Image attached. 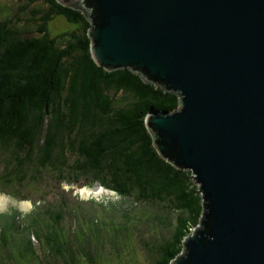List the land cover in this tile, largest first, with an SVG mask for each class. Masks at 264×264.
I'll list each match as a JSON object with an SVG mask.
<instances>
[{"label":"trees","instance_id":"obj_1","mask_svg":"<svg viewBox=\"0 0 264 264\" xmlns=\"http://www.w3.org/2000/svg\"><path fill=\"white\" fill-rule=\"evenodd\" d=\"M12 1L8 10L0 0V189L23 200L38 194L48 204L33 213L0 212V247H8L0 263L26 256L24 264H100L122 253L127 235L133 241V213L149 202L179 213L175 233L158 247L157 264H172L198 229L204 197L193 171L156 147L146 119L152 111L172 112L180 95L130 68L99 66L83 10L58 0ZM57 21L69 27L55 32ZM90 177L137 206L121 217L112 202L83 229L77 221L69 236L75 200L52 185Z\"/></svg>","mask_w":264,"mask_h":264},{"label":"water","instance_id":"obj_2","mask_svg":"<svg viewBox=\"0 0 264 264\" xmlns=\"http://www.w3.org/2000/svg\"><path fill=\"white\" fill-rule=\"evenodd\" d=\"M58 1L87 15L99 66L181 97L146 119L204 197L172 264H264V0Z\"/></svg>","mask_w":264,"mask_h":264},{"label":"rangeland","instance_id":"obj_3","mask_svg":"<svg viewBox=\"0 0 264 264\" xmlns=\"http://www.w3.org/2000/svg\"><path fill=\"white\" fill-rule=\"evenodd\" d=\"M2 5L9 10L14 5V2L12 0H3ZM61 17L63 16H58V18ZM68 27L69 26L62 21L54 23L55 32L60 33ZM91 181H93L92 177L84 180H71L66 178L64 181L52 185V188H56V191L58 189L59 193H61L62 189L65 190L66 193H68V196L70 195V200H75V206H70L69 209L71 210L72 207H74L78 211L73 212L71 217L70 214L66 217V230L68 231V234H70L69 236H74V230L75 232L78 231V225H75L77 221L81 222L83 229L87 220L93 221L99 217L96 213L97 209L108 210L110 209V203L112 202L114 204H119L117 215L121 217H123V214L121 213L128 211L127 208L137 206L131 197H121V195L116 193L115 190L103 186L100 181L94 183ZM84 182L89 183L83 184ZM200 193L202 194L201 191ZM37 195L38 194H35L34 197H32L33 199H36L35 201L33 199L23 200L21 197L16 198L8 192L0 189V212L4 213L17 209L22 214L33 213L36 207H39L40 204L41 206L48 204V201L40 200L41 197H36ZM42 195L44 194L42 193ZM153 206L157 205L150 204L149 202H144L139 205V209H136L133 213V220L130 221L132 223L130 228L133 230V241L129 239V236L127 235L125 239H122L121 241L120 249H122V253L115 252L111 257H102L100 264H157L159 256L158 247L161 243L168 241L173 233H175L179 213L175 212L171 207H162L159 204V207ZM107 213L108 211H106V214ZM117 220L119 219L117 218ZM132 248L133 255L129 252V249ZM7 249V246L0 247L1 251H6ZM130 255L134 256L135 259ZM4 256L5 258L8 257L5 253ZM25 258L26 256H20L19 259L14 256L15 260H13L17 261L19 264H24L28 261ZM52 259L53 257H51V260ZM60 262L65 264L64 260H61Z\"/></svg>","mask_w":264,"mask_h":264}]
</instances>
